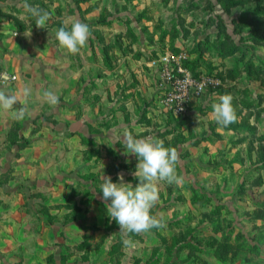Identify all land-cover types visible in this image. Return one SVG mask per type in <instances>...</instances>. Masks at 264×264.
I'll list each match as a JSON object with an SVG mask.
<instances>
[{
    "label": "rangeland",
    "instance_id": "1",
    "mask_svg": "<svg viewBox=\"0 0 264 264\" xmlns=\"http://www.w3.org/2000/svg\"><path fill=\"white\" fill-rule=\"evenodd\" d=\"M24 3L1 0V17L31 32V54L43 57L32 54L8 87L29 86L33 101L52 91L59 103L36 102L30 137L14 126L8 134L15 149L47 135L55 155L70 152L63 160L70 173L31 192L20 214L31 235L22 264H264V0H27L49 13L46 29L35 26ZM74 21L91 35L67 57L56 31ZM179 65L204 85L185 112L174 113L162 98L166 71ZM68 76L82 79L70 102ZM223 94L233 97L237 116L227 127L212 117ZM125 129L174 147L183 177L180 185L159 183L151 214L165 226L143 234L120 232L101 199L103 175L138 183ZM35 143L44 150V140Z\"/></svg>",
    "mask_w": 264,
    "mask_h": 264
},
{
    "label": "clouds",
    "instance_id": "2",
    "mask_svg": "<svg viewBox=\"0 0 264 264\" xmlns=\"http://www.w3.org/2000/svg\"><path fill=\"white\" fill-rule=\"evenodd\" d=\"M23 8L26 14L35 18V26L38 29H46L47 21L50 19L47 11L33 7L27 0ZM30 35L31 32L27 36ZM90 35L89 26L80 21L72 22L70 29L64 26L56 31L59 46L73 55L86 46ZM9 82L10 77L0 76V112L9 113L17 121L23 120L26 108L16 107L21 101L16 94L6 90ZM20 95L26 104L32 95V89L26 85ZM43 97L51 106L59 103V97L52 91H44ZM232 100L230 94H223L212 104V117L222 127H227L237 120ZM123 145L126 153L134 154L138 159L134 173L138 183L135 186L125 183L123 174H118L119 182H113L111 177L103 175V183L100 186L101 199L106 202L107 214L119 225V231L125 234H143L153 228H163L165 226L163 218L152 215L151 210L159 201L160 182H167L170 185L182 183L183 177L176 170L178 152L174 147H165L163 141L151 136L137 139L127 129L123 132ZM131 243V240L126 241L128 245Z\"/></svg>",
    "mask_w": 264,
    "mask_h": 264
},
{
    "label": "crops",
    "instance_id": "3",
    "mask_svg": "<svg viewBox=\"0 0 264 264\" xmlns=\"http://www.w3.org/2000/svg\"><path fill=\"white\" fill-rule=\"evenodd\" d=\"M28 33L30 34V32ZM27 35V33L23 34V32L14 29L9 18L1 17L0 0V67L18 72V69L22 70V66H27L32 60V54H36L38 59L43 57V54L37 50L33 51L36 53L31 54L32 45L29 42L32 33L30 36ZM68 56L69 53H67ZM80 80L82 79L67 77V81L70 83H68L69 87L67 88L68 98L64 97L65 100L70 102L69 92ZM6 90L19 97L21 103L17 104L16 107L24 106L27 114L23 120L17 121L9 113L0 112V264H22L23 261H26V255L29 252L25 247L26 240L31 235L21 227L20 214L23 213L24 208L27 210L28 203H31L33 199L31 192L37 183H43L47 189L50 186L53 187L54 177L61 176V182L68 180V177L63 174L64 172L70 173V169L68 165L64 167L63 160L69 161L70 152L65 151L55 155L52 151V141L47 135H33L34 139L29 142V146H21L19 149H15V139L9 137L8 130L14 126L18 132L20 131L24 136L30 137L29 129L34 125L35 116L28 113L32 110V112L38 110L44 99L38 97L33 101L28 98L25 104L24 98L20 95L22 89L15 86L14 89L8 87ZM81 95V90L75 94L77 102L81 101ZM30 97H33V94ZM39 100L40 104L38 105L36 102ZM31 102L37 108H33V106L29 108L27 104ZM35 125L37 124L35 123ZM39 140L46 142L44 150H38L39 147L35 142H39ZM58 159L61 161V169L54 167V160ZM52 197L50 198L52 199Z\"/></svg>",
    "mask_w": 264,
    "mask_h": 264
},
{
    "label": "built area",
    "instance_id": "4",
    "mask_svg": "<svg viewBox=\"0 0 264 264\" xmlns=\"http://www.w3.org/2000/svg\"><path fill=\"white\" fill-rule=\"evenodd\" d=\"M162 59L165 63L170 62V55H163ZM7 75L10 77V82L17 78L14 71L0 67V76ZM168 78V89L165 91L162 103L171 109L174 113L185 112L186 105L192 96L198 95L203 89L204 81L201 79L193 78L187 68L178 66L176 73L171 74L166 71Z\"/></svg>",
    "mask_w": 264,
    "mask_h": 264
}]
</instances>
